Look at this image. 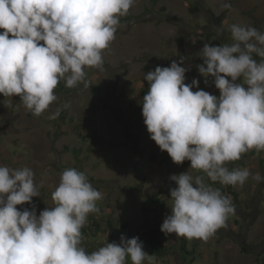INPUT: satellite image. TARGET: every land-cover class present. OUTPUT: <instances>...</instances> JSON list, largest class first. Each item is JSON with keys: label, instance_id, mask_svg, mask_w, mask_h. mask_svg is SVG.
Returning a JSON list of instances; mask_svg holds the SVG:
<instances>
[{"label": "clouds", "instance_id": "obj_1", "mask_svg": "<svg viewBox=\"0 0 264 264\" xmlns=\"http://www.w3.org/2000/svg\"><path fill=\"white\" fill-rule=\"evenodd\" d=\"M136 0H0V94L18 96L34 116L57 101L61 80L67 88L91 81L86 69L104 70V52L116 39L121 18ZM230 9V3L222 4ZM232 43L205 44L197 65L211 77L220 95L199 89V80L185 83L183 58L169 67L148 71L142 116L150 138L178 165L190 170L170 179L171 215L161 225L165 235L207 241L235 214L231 199L211 182L243 186L264 177L249 169L230 170L249 151L264 152V32L232 24ZM258 58V59H257ZM4 99V101H5ZM3 101V104H4ZM7 108L12 105L4 104ZM67 107V105H65ZM60 109L49 119H56ZM35 172L29 167L0 165V264H157L139 237L121 236L88 252L82 229L90 214L100 212L103 194L87 175L65 169L52 192L54 206L37 215L40 197ZM30 204L31 209L17 206Z\"/></svg>", "mask_w": 264, "mask_h": 264}, {"label": "rangeland", "instance_id": "obj_2", "mask_svg": "<svg viewBox=\"0 0 264 264\" xmlns=\"http://www.w3.org/2000/svg\"><path fill=\"white\" fill-rule=\"evenodd\" d=\"M224 3H230L231 8H223ZM198 5L201 10L191 11ZM222 14L224 19L219 24L214 18ZM126 17H130L128 21ZM126 17L121 18L116 39L103 54L104 70H85L91 84L101 89L103 100L97 99L89 87L68 94L55 92L57 101L37 117L18 96L5 99L0 94V165L29 167L35 172L37 184H43L40 197L33 198L37 215L54 206L52 192L65 169L78 164L77 170L87 177L106 182L97 187L89 180L103 194L97 206L114 219L119 231L113 240L100 236L82 242L88 252L107 241L120 243L122 235L129 239L137 237L143 222L142 202L155 192H162L166 213L171 215L170 190L178 185L170 177L190 170V161L174 163L150 138L141 103L149 87L144 81L146 73L157 66L169 67L173 61L180 63L183 58L181 66L188 69L185 83L199 80V89L194 87L193 91L204 90L219 96L213 78L209 77L206 85L198 72L197 65L203 63L198 53L206 43L231 44L232 24L264 32V0H136ZM3 101L10 102L12 107L7 108ZM57 109L58 118L49 119ZM94 132L109 145H96ZM81 134L87 140L83 141ZM75 149L80 151L78 157L74 155ZM262 153L252 156L249 151L226 166L230 170L247 168L252 175L259 172L264 177ZM190 173L203 175L194 170ZM205 179L212 187L223 188L235 214L207 241L188 240L189 249L195 250L192 264H256V259L264 254V179L257 182L250 176L242 187H233L238 200L225 192L227 186ZM17 207L31 209L30 204ZM124 223L128 225L124 227ZM163 239L174 255L156 259L157 264H182L178 237L163 234ZM243 248H247V253H242Z\"/></svg>", "mask_w": 264, "mask_h": 264}, {"label": "trees", "instance_id": "obj_3", "mask_svg": "<svg viewBox=\"0 0 264 264\" xmlns=\"http://www.w3.org/2000/svg\"><path fill=\"white\" fill-rule=\"evenodd\" d=\"M201 10V5H198L195 8H192L191 11H199ZM212 17H215L214 15ZM130 17H126L125 21H128ZM224 19V15H220L214 18L216 22L219 24L222 23ZM83 84H79L75 88H67L65 86V82L63 80L60 81L58 87L54 90L56 93L61 94H68L73 91H78L80 89H83ZM89 88H91L94 92V95H96V98L99 100H103L101 96V89L96 87L95 85H90ZM59 137V135H56ZM80 137L84 140H87L86 135H80ZM94 143L96 145L103 144V145H109L110 142H107L104 138L99 137L97 132H94ZM74 155L75 157H78L80 155L79 149H75ZM254 150L251 151V155H255ZM264 155V152L262 153ZM262 165H264V157L260 158ZM75 169H79L78 164L74 166ZM88 179L93 182L97 187H103L106 185V182L104 180H96L92 177H88ZM220 191L224 192L223 188L219 187ZM228 191V192H227ZM229 195L234 196L236 200H238L237 194L233 191V186H227V190L225 191ZM162 192H155L150 197L146 198L141 205V213L143 217V222L139 228L138 236L140 241L143 242L144 249L148 251L149 254H154L157 260L165 259L168 256L174 255V252L172 250V247L169 246L163 239V232L161 231V225L167 216L166 213V205L162 198ZM100 212L98 214H90L88 216V221L84 228L82 229V233L84 236V239L82 242L91 241L94 239H98L100 236H106V238L113 240L115 237V233L117 230L116 223L113 218L110 216H106L104 214L106 211L104 208L100 207ZM106 216V217H105ZM103 220V222H102ZM128 224L124 223V227H126ZM179 241V254L182 264H192L195 260V250L189 249V241L185 237H178ZM86 251H88L86 249ZM247 248L242 249V253H247ZM256 264H264V254L260 257H258L255 261Z\"/></svg>", "mask_w": 264, "mask_h": 264}]
</instances>
